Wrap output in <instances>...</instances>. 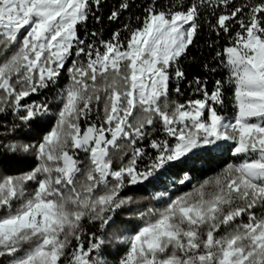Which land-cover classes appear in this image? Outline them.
I'll return each instance as SVG.
<instances>
[{"label": "snow or ice", "instance_id": "snow-or-ice-1", "mask_svg": "<svg viewBox=\"0 0 264 264\" xmlns=\"http://www.w3.org/2000/svg\"><path fill=\"white\" fill-rule=\"evenodd\" d=\"M101 4L0 0V118L12 117L0 120V168H26L0 175V260L108 264L117 217L131 214L144 223L123 237L116 264H264V215L254 211L264 208V0H146L107 39L86 29L89 18L101 23ZM130 9L121 0L108 20ZM202 28L217 37L209 48L227 40L213 56L227 76L211 88L207 75L188 81L182 64ZM185 81L195 98L171 99ZM226 151L239 162L199 180ZM168 175L191 189L157 191L167 203L143 211L125 195Z\"/></svg>", "mask_w": 264, "mask_h": 264}, {"label": "trees", "instance_id": "trees-1", "mask_svg": "<svg viewBox=\"0 0 264 264\" xmlns=\"http://www.w3.org/2000/svg\"><path fill=\"white\" fill-rule=\"evenodd\" d=\"M121 0H102L101 7L96 15L101 17V23H97L94 18H89L87 21L86 29L87 32L91 33L93 30L100 31L103 30V37L107 39L114 31L118 28H122L123 24L128 22V18L131 16L134 18L138 15H142V6L145 4L146 0H130L131 9L130 11L124 12L118 21L110 22L108 20V16L110 15L113 7H118ZM170 2V0H157L158 6H165ZM79 27V34L81 37L85 34V27ZM217 37L215 34H211L208 32L207 28H202L199 38L195 40L194 44L190 46V50L187 54V58L182 61L183 67L187 73V80L190 81L195 76H200L201 78L207 75L209 79L208 87H212V82L217 79L226 78L227 73L224 69H222L218 62L213 61V56L215 55V51L217 47L222 49L226 43V37L223 35L219 37L217 47L209 48V44L213 41H216ZM208 63L212 67H217V72L213 75L211 73H206L203 65ZM68 80L67 73L65 72L59 81V86L63 87ZM181 88L184 92L183 96L177 97L175 93H172L171 99H179L181 102L188 100L189 98H195L191 95V89L187 87V81L181 84ZM53 90H49L46 95H52ZM32 99H39L37 96H33ZM229 101L231 100V96L228 97ZM231 103L229 102V110H231ZM11 121L12 117L9 115L6 118H0V120ZM17 139L23 138L26 142L34 141L38 139V136L35 134H31L29 136H23L22 134H18ZM21 156L18 154L14 159H20ZM29 161H33L34 157L29 154L27 157ZM79 159L82 161V167H87V157L85 154H79ZM240 158L232 156L230 151L223 152L222 154L218 153L215 158L209 160L207 163L203 165L202 171L196 174L199 180L208 179L216 176L218 173L223 170L227 164L229 163H238ZM197 167H200L198 164ZM26 170L25 166L18 165L14 167H9L6 170L0 168V175H14L18 174L21 171ZM82 178V177H81ZM179 175H168L166 177H162L157 183L156 187L153 191L149 192L146 189L134 188L128 189L125 192V195H131L138 200H141V203L137 206L141 211L145 210L148 207H156L160 208L167 203L166 199L156 200L152 197L155 196L157 191L167 190L170 194L175 197L178 194L183 192H187L191 189L192 184L188 183L184 186H179L178 184H174L175 181L179 180ZM195 183V180L193 181ZM255 214L257 216L264 215V208L257 207L255 210ZM244 220H247V217H244ZM144 222L139 218L138 215L131 214H121L117 217V224L121 226V239L119 241H114L113 244L109 245L108 248L105 249V259L108 261V264H116L123 255L126 254L129 245L127 242L123 241L124 236H131L134 234L139 227L142 226ZM82 227L85 232H91L94 229V226L91 222L85 219L82 222ZM111 231V229L109 230ZM85 240L87 236L84 237ZM77 246L75 239L70 238L69 247L66 249L67 254L70 256L73 249ZM0 264H7L6 260H0Z\"/></svg>", "mask_w": 264, "mask_h": 264}, {"label": "rangeland", "instance_id": "rangeland-1", "mask_svg": "<svg viewBox=\"0 0 264 264\" xmlns=\"http://www.w3.org/2000/svg\"><path fill=\"white\" fill-rule=\"evenodd\" d=\"M142 226H143V224H142Z\"/></svg>", "mask_w": 264, "mask_h": 264}]
</instances>
